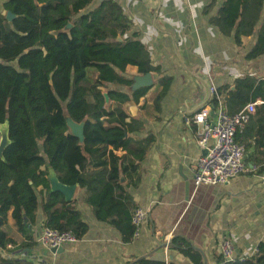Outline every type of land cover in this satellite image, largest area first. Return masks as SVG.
<instances>
[{
    "label": "trees",
    "instance_id": "1",
    "mask_svg": "<svg viewBox=\"0 0 264 264\" xmlns=\"http://www.w3.org/2000/svg\"><path fill=\"white\" fill-rule=\"evenodd\" d=\"M0 0V123L9 118L14 142L0 158V264H36L9 258L36 245L40 214L44 228L71 231L79 239L89 230L77 202L68 203L52 192L53 170L67 186L85 190V204L98 221L116 228L124 242L135 235L132 223L137 205L126 187L137 186L141 164L155 139L140 137L146 129L144 116H131L125 104L138 103L150 88L128 92L134 80L129 66L142 75L156 73L163 87L159 103L172 79L162 76L148 48L133 31L123 8L114 0ZM15 15L12 21L7 13ZM264 0H225L214 24L225 34L235 31V40L258 34L249 58L264 54ZM71 25V28L68 26ZM260 25V26H259ZM44 50L46 52H44ZM94 69L93 78L88 75ZM224 86L209 104L224 101L230 114L247 104L262 101L256 113L237 134L246 150L254 148L247 161L264 171V80L246 75ZM108 95L109 101L106 99ZM65 111L77 123L85 121L83 143L72 135ZM122 150V155L116 151ZM122 178L126 183L122 184ZM42 188V190H39ZM12 212L22 243L6 230ZM180 252L196 264L200 254L184 240H175ZM219 264H264V242L257 254ZM135 264H161L141 258Z\"/></svg>",
    "mask_w": 264,
    "mask_h": 264
},
{
    "label": "crops",
    "instance_id": "2",
    "mask_svg": "<svg viewBox=\"0 0 264 264\" xmlns=\"http://www.w3.org/2000/svg\"><path fill=\"white\" fill-rule=\"evenodd\" d=\"M114 1L148 48L154 66L162 76L172 79L166 96L157 103L163 90L157 84L161 76L151 73L154 84L147 94L138 103L125 104L131 116H144L146 129L139 136L155 139L141 164L138 185L126 187L137 207L149 210L148 218L139 235L126 243L116 228L95 218L93 209L84 202L85 190L77 185L73 202L89 226L84 237L53 253L39 242L45 229L40 214L38 226L29 227L35 232L36 245L5 256L36 264H135L141 258L161 264H196L180 252L175 244L178 239L200 254L201 264H219L225 238L233 240L237 258L255 256L264 242V171L260 164L247 161L254 148L246 150L247 173L225 185L196 190L194 170L204 152L199 148L196 128L185 123L187 113L183 110L187 102L196 107L208 98L199 81L202 76L216 92L226 85L233 90L235 81L246 75L264 80V54L249 58L258 34L242 36L238 44L235 31L227 35L214 24L225 0ZM99 2L94 1L90 8ZM127 73L132 79L142 75L135 66H129ZM213 94L211 91L209 100ZM210 105L208 101L198 111ZM6 230L19 243L25 240L15 227L12 212Z\"/></svg>",
    "mask_w": 264,
    "mask_h": 264
},
{
    "label": "built area",
    "instance_id": "3",
    "mask_svg": "<svg viewBox=\"0 0 264 264\" xmlns=\"http://www.w3.org/2000/svg\"><path fill=\"white\" fill-rule=\"evenodd\" d=\"M212 92L217 93L215 88H212ZM260 104V100L251 102L239 113L230 114L225 101L219 97L216 107L210 105L193 114H185V123L196 128L199 148L205 152L198 159L194 170L196 190L201 186L225 185L249 171L246 148L237 141V134L244 130ZM148 215L149 210L141 207L133 212L134 237L139 235ZM78 241L79 238L71 231L61 232L51 228H45L39 237L40 244L49 250ZM220 254L225 262L236 260L232 239L225 238L222 241Z\"/></svg>",
    "mask_w": 264,
    "mask_h": 264
},
{
    "label": "water",
    "instance_id": "4",
    "mask_svg": "<svg viewBox=\"0 0 264 264\" xmlns=\"http://www.w3.org/2000/svg\"><path fill=\"white\" fill-rule=\"evenodd\" d=\"M14 18H15L14 14H12L11 12L7 13V19L9 21H12ZM68 28H71V25H69ZM44 52H46V51L44 50ZM133 80H134V84L130 88V90H132V92L136 91L138 89H141V88L152 87L154 84V80H153L151 73L146 74V75L136 76V77H134ZM199 81L206 88L208 98L203 103L199 104V106H196V107L193 106V103L187 102L186 107L183 110L187 114L195 113L196 111H198L199 109L204 107L208 103L209 97L211 96V91H212L213 87H212L210 81L205 76H202V78H199ZM106 99H107V101H109L108 95H106ZM65 117H66V121H67V124L69 126L71 134L76 136L77 138H79L80 142L83 143L85 140V136H84L85 121H83L81 123L75 122L70 117V115L68 114L67 111H65ZM13 143L14 142L12 141V139L10 137L9 118H8V113H7V118L5 120V123H0V158L3 161H5V156H4L5 150L7 149L8 146H10ZM49 179L51 181L52 192H60L64 195L66 202H68V203L73 202V198H74V195H75V192L77 189V185L76 186H67V185L62 184L59 181L57 174L53 170H51L49 173ZM122 181H124V178H122ZM60 249H61V247L53 248V249H51V251L53 253H58L60 251Z\"/></svg>",
    "mask_w": 264,
    "mask_h": 264
},
{
    "label": "rangeland",
    "instance_id": "5",
    "mask_svg": "<svg viewBox=\"0 0 264 264\" xmlns=\"http://www.w3.org/2000/svg\"><path fill=\"white\" fill-rule=\"evenodd\" d=\"M94 74H95V70L94 69L91 68V69L88 70V75H89L90 78H93Z\"/></svg>",
    "mask_w": 264,
    "mask_h": 264
}]
</instances>
